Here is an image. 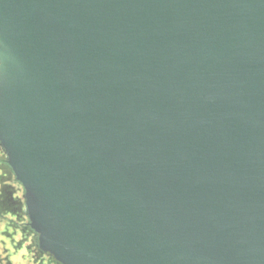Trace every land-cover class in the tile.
I'll use <instances>...</instances> for the list:
<instances>
[{"label":"water","instance_id":"water-1","mask_svg":"<svg viewBox=\"0 0 264 264\" xmlns=\"http://www.w3.org/2000/svg\"><path fill=\"white\" fill-rule=\"evenodd\" d=\"M0 147L61 264H264V0H0Z\"/></svg>","mask_w":264,"mask_h":264},{"label":"flooded vegetation","instance_id":"flooded-vegetation-1","mask_svg":"<svg viewBox=\"0 0 264 264\" xmlns=\"http://www.w3.org/2000/svg\"><path fill=\"white\" fill-rule=\"evenodd\" d=\"M7 175L10 177L7 183L15 182L19 184L15 177L13 178L10 172L7 173ZM19 187L21 190L19 197L12 199L10 196L11 193L9 195L11 203L15 208L11 214H14L16 217H11L8 215L6 210H4L0 205V223L5 224L6 227L10 228L13 232V235L10 236V239L14 240V234L19 233V236L15 238L16 241L14 244L17 246H14L16 249H14L13 252L11 248L5 246L4 239L0 238V264H61L55 260L50 253L42 251L39 248L37 233L31 229L29 225L23 199V189L20 184ZM15 191L18 192L19 189H15ZM15 191L12 192L14 193ZM26 233L29 234V240H22V236Z\"/></svg>","mask_w":264,"mask_h":264},{"label":"rangeland","instance_id":"rangeland-1","mask_svg":"<svg viewBox=\"0 0 264 264\" xmlns=\"http://www.w3.org/2000/svg\"><path fill=\"white\" fill-rule=\"evenodd\" d=\"M0 159L5 160V155L1 149H0ZM9 172H10L9 168L6 166V164L4 162L0 163V205L1 207H3L4 210H6L8 215H10L11 217H16L14 214L13 215L11 214V212H13L15 208L13 204L11 203L9 195L11 193L10 195L11 198L16 199L17 197L20 196L21 190H20L19 184L15 182L7 183L8 179H10V177L7 175V173ZM15 189H19V191L16 192ZM12 191H15V192L13 193ZM11 235H13V232L11 231V229L7 228L5 224L0 223V238L4 239L5 246H8L9 248H11L13 252L14 249H16L14 248V246H17L16 244H14V242L16 241L15 238L19 236V233L14 234L15 236L14 240L10 239ZM28 235L29 234L27 233L24 234L22 236V240H29Z\"/></svg>","mask_w":264,"mask_h":264},{"label":"trees","instance_id":"trees-1","mask_svg":"<svg viewBox=\"0 0 264 264\" xmlns=\"http://www.w3.org/2000/svg\"><path fill=\"white\" fill-rule=\"evenodd\" d=\"M0 149L2 150V148L0 147ZM3 151V150H2ZM5 155V154H4ZM2 162H4L5 164H6V166L9 168V171H10V173L12 174V176H13V178H14V175H13V173H12V171H11V169H10V167L7 165V163H6V161L5 160H3V159H0V163H2ZM15 180V179H14Z\"/></svg>","mask_w":264,"mask_h":264}]
</instances>
